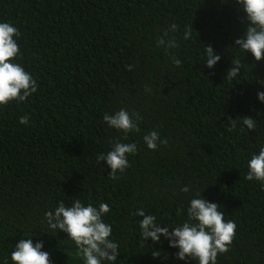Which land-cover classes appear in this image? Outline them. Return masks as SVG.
<instances>
[{
	"label": "trees",
	"instance_id": "16d2710c",
	"mask_svg": "<svg viewBox=\"0 0 264 264\" xmlns=\"http://www.w3.org/2000/svg\"><path fill=\"white\" fill-rule=\"evenodd\" d=\"M0 21L18 28L15 62L39 85L27 101L0 106V264H12L23 238L43 241L52 264H83L44 220L77 198L109 205L116 264H196L163 237L143 239L135 215L143 208L178 226L195 192L237 225L217 264H264V187L246 179V161L264 146V60L235 48L247 27L236 0H0ZM208 45L222 57L214 69L203 65ZM232 60L242 68L228 80ZM120 108L140 117L124 141L137 152L112 180L97 156L123 140L103 121ZM238 116L256 119L255 129L230 128ZM151 131L166 141L154 151L143 142ZM186 185L192 192L180 191Z\"/></svg>",
	"mask_w": 264,
	"mask_h": 264
},
{
	"label": "clouds",
	"instance_id": "9594fccd",
	"mask_svg": "<svg viewBox=\"0 0 264 264\" xmlns=\"http://www.w3.org/2000/svg\"><path fill=\"white\" fill-rule=\"evenodd\" d=\"M239 9L245 14L247 27L240 38L235 39V48L251 54L255 61L264 60V0H236ZM175 25H172L173 30ZM20 33L10 22L0 21V106H6L13 101L25 102L38 91L37 80L15 58L20 54L18 45ZM191 37V29L185 30V39ZM203 64L208 69H214L222 57L215 49L204 46ZM177 66L181 61L176 60ZM242 65L239 60H232V66L227 70L226 77L233 80L240 75ZM264 88V83H261ZM257 100L264 104V91L257 92ZM135 117V118H134ZM138 114L129 113L120 108L103 115V121L110 129L123 133L120 138L111 142V148L106 153L97 156L98 162H103L111 170L109 178L118 179L117 173H124L130 167L129 156L137 152L135 143L124 142L130 133L139 131ZM29 117L21 116L19 123L27 126ZM230 128L235 129L239 123L252 131L256 127V119L249 116H238L229 120ZM143 142L149 150H157L159 145L166 143L157 131H151L143 136ZM248 181H257L264 187V146L258 153H253L246 161ZM184 194L192 192V186H183ZM110 212L107 203L93 205L84 204L80 199H73L71 204L60 201L53 211L45 212L44 220L50 230L63 232L71 239L80 255L83 264H116L120 255L119 244L112 239V226L104 222V217ZM182 215V211H178ZM187 219L180 225L169 227L157 222L155 215L147 214L143 208L137 209L135 215L141 217L139 228L141 236L153 243L168 240L169 247L178 249L177 259L187 261L192 259L196 264H217L220 254L229 251V246L235 237L237 225L234 220H225L221 206L195 192L188 200ZM161 225H164L161 227ZM169 228L172 230L169 231ZM43 241L34 243L32 238L20 239L10 254L12 264H52L50 253L44 250ZM7 264V260L4 261Z\"/></svg>",
	"mask_w": 264,
	"mask_h": 264
}]
</instances>
